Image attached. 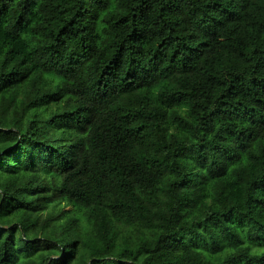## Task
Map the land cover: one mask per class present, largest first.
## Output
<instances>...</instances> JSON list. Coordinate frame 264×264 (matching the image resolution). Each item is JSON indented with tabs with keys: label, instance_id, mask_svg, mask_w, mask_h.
Returning <instances> with one entry per match:
<instances>
[{
	"label": "trees",
	"instance_id": "16d2710c",
	"mask_svg": "<svg viewBox=\"0 0 264 264\" xmlns=\"http://www.w3.org/2000/svg\"><path fill=\"white\" fill-rule=\"evenodd\" d=\"M0 264H264V0H0Z\"/></svg>",
	"mask_w": 264,
	"mask_h": 264
}]
</instances>
